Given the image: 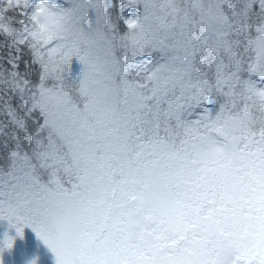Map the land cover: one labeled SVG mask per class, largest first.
Segmentation results:
<instances>
[{"label":"snow or ice","instance_id":"1","mask_svg":"<svg viewBox=\"0 0 264 264\" xmlns=\"http://www.w3.org/2000/svg\"><path fill=\"white\" fill-rule=\"evenodd\" d=\"M0 221V264L25 228L55 264H264V0H0Z\"/></svg>","mask_w":264,"mask_h":264},{"label":"rangeland","instance_id":"2","mask_svg":"<svg viewBox=\"0 0 264 264\" xmlns=\"http://www.w3.org/2000/svg\"><path fill=\"white\" fill-rule=\"evenodd\" d=\"M51 258H55L54 254L37 236H33L29 243L14 252L6 251L3 254L4 264H30L33 260H36V264H45Z\"/></svg>","mask_w":264,"mask_h":264},{"label":"trees","instance_id":"3","mask_svg":"<svg viewBox=\"0 0 264 264\" xmlns=\"http://www.w3.org/2000/svg\"><path fill=\"white\" fill-rule=\"evenodd\" d=\"M81 72H82V65H80L79 61L74 59L72 61V65H71L70 78L74 79V78L78 77ZM5 231H10V234L14 235V230H8L7 223L0 221V238L3 237ZM33 236H36V234L30 228H25L24 229V238L20 239L19 237H17L15 240V245L11 251L14 252L16 249H18L22 246H25L27 243H29V241L33 238ZM49 261L50 262H48V260H46L45 264H55V258H51V259H49Z\"/></svg>","mask_w":264,"mask_h":264}]
</instances>
